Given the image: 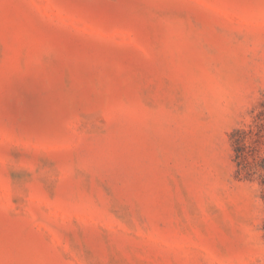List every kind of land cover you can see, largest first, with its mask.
I'll return each mask as SVG.
<instances>
[{
	"label": "rangeland",
	"instance_id": "374dc122",
	"mask_svg": "<svg viewBox=\"0 0 264 264\" xmlns=\"http://www.w3.org/2000/svg\"><path fill=\"white\" fill-rule=\"evenodd\" d=\"M263 101L264 0H0V264H264Z\"/></svg>",
	"mask_w": 264,
	"mask_h": 264
},
{
	"label": "trees",
	"instance_id": "16d2710c",
	"mask_svg": "<svg viewBox=\"0 0 264 264\" xmlns=\"http://www.w3.org/2000/svg\"><path fill=\"white\" fill-rule=\"evenodd\" d=\"M230 138L237 172L247 179H255L258 175L264 183V101L254 122L248 128H235Z\"/></svg>",
	"mask_w": 264,
	"mask_h": 264
}]
</instances>
